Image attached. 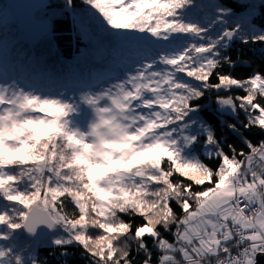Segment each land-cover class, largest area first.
I'll return each instance as SVG.
<instances>
[{
	"label": "snow or ice",
	"instance_id": "snow-or-ice-1",
	"mask_svg": "<svg viewBox=\"0 0 264 264\" xmlns=\"http://www.w3.org/2000/svg\"><path fill=\"white\" fill-rule=\"evenodd\" d=\"M32 7L91 51L0 30V264H264V0Z\"/></svg>",
	"mask_w": 264,
	"mask_h": 264
},
{
	"label": "trees",
	"instance_id": "trees-1",
	"mask_svg": "<svg viewBox=\"0 0 264 264\" xmlns=\"http://www.w3.org/2000/svg\"><path fill=\"white\" fill-rule=\"evenodd\" d=\"M0 3L5 5V12L8 16L7 27H4L0 24V30L6 36L10 47L15 44L17 47H21L24 51L30 52L32 55H37L43 53L44 59L47 61L49 70L55 71L57 65V60L59 64L69 65L75 64L83 54L90 53L91 46L87 37H85L79 30L76 28V25L73 23V16L69 14L66 17V28L57 33V39L53 41L52 53L58 54L56 60L48 55V50L42 37L36 44L29 45L26 42H23L17 35L16 27V17L11 11L10 7L5 4V0H0ZM77 3H80V0H77ZM258 14L264 13V9H258ZM43 15V11L36 13V18L39 19ZM64 18V17H61ZM259 23V20L257 21ZM259 54L257 53V58L252 67L259 66L264 69V64H261L260 59L258 58ZM86 75H99L105 71V63L99 57L89 56L86 61H84L82 68L80 69ZM251 71L250 68H241L237 69L238 73L246 74ZM73 264H83L79 259H74Z\"/></svg>",
	"mask_w": 264,
	"mask_h": 264
},
{
	"label": "water",
	"instance_id": "water-1",
	"mask_svg": "<svg viewBox=\"0 0 264 264\" xmlns=\"http://www.w3.org/2000/svg\"><path fill=\"white\" fill-rule=\"evenodd\" d=\"M29 1L30 2L33 1L32 2L33 4L32 3L30 4L32 6L43 2V0H5V4L10 7L11 11L14 13V16L16 17V27H17L18 37L23 42H26L29 45H34L43 37L41 35L40 19L36 18V13L42 9L27 5ZM27 18H29L32 21L31 24H27L26 22ZM32 25L38 28L37 30L38 32L36 31L33 34V37L28 32L29 27Z\"/></svg>",
	"mask_w": 264,
	"mask_h": 264
},
{
	"label": "bare ground",
	"instance_id": "bare-ground-1",
	"mask_svg": "<svg viewBox=\"0 0 264 264\" xmlns=\"http://www.w3.org/2000/svg\"><path fill=\"white\" fill-rule=\"evenodd\" d=\"M33 2V1H32ZM32 2H28L27 5H30ZM33 4V3H32ZM32 6V5H30ZM29 8V7H28ZM38 30V28H36L35 26H30L28 29L29 34L33 37V34ZM38 32V31H37Z\"/></svg>",
	"mask_w": 264,
	"mask_h": 264
},
{
	"label": "rangeland",
	"instance_id": "rangeland-1",
	"mask_svg": "<svg viewBox=\"0 0 264 264\" xmlns=\"http://www.w3.org/2000/svg\"><path fill=\"white\" fill-rule=\"evenodd\" d=\"M41 11H43V10H39V12H41ZM26 22H27V24H31L32 23V21L29 18H27Z\"/></svg>",
	"mask_w": 264,
	"mask_h": 264
}]
</instances>
